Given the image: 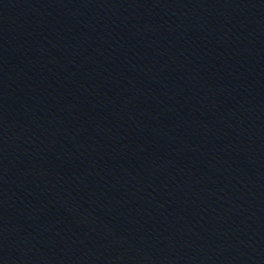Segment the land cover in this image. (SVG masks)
Masks as SVG:
<instances>
[{"label": "water", "instance_id": "water-1", "mask_svg": "<svg viewBox=\"0 0 264 264\" xmlns=\"http://www.w3.org/2000/svg\"><path fill=\"white\" fill-rule=\"evenodd\" d=\"M233 264H264V261L245 262V263H233Z\"/></svg>", "mask_w": 264, "mask_h": 264}]
</instances>
